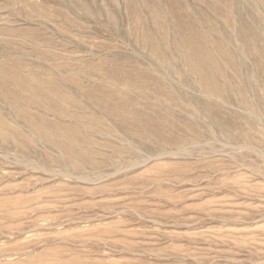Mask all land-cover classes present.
Here are the masks:
<instances>
[{
    "label": "rangeland",
    "instance_id": "374dc122",
    "mask_svg": "<svg viewBox=\"0 0 264 264\" xmlns=\"http://www.w3.org/2000/svg\"><path fill=\"white\" fill-rule=\"evenodd\" d=\"M180 34L211 46L222 95L187 68ZM111 93L158 104L172 141L103 112ZM7 94L82 116L95 166L66 164ZM0 114L31 149L0 146V264H264V0H0Z\"/></svg>",
    "mask_w": 264,
    "mask_h": 264
},
{
    "label": "bare ground",
    "instance_id": "6f19581e",
    "mask_svg": "<svg viewBox=\"0 0 264 264\" xmlns=\"http://www.w3.org/2000/svg\"><path fill=\"white\" fill-rule=\"evenodd\" d=\"M146 38L149 40H153L152 36H147ZM206 39L209 42L208 38H206ZM180 42H181L182 49L184 51L185 64L190 71H192L196 74V76L198 78L199 85L202 88H204L206 91L222 95L224 93V90H226V89H223V86L220 85L219 83H217V81H216L217 79L215 78L214 73L211 72V70L209 71L208 68L206 67L207 65H210L211 68H214L217 70V66H218L217 62H215V59H214L215 54L213 52H211L209 49L211 46H209L204 39H199V41H196L194 38L188 37L187 35H184V34H180ZM252 43H253V45H251L252 48L254 50H256L257 53L258 52L260 53L261 48L259 46V43L257 42V39L251 38V44ZM214 44L216 46V50H218L222 54L223 57H227V55H226L227 49L225 48V46L221 43H218V42H216ZM137 75H140V73ZM150 75L151 74H147V77L154 78L155 82L159 83V81L155 77H153L152 75L150 76ZM127 76H128V78H130L131 75H127ZM139 77H141V75ZM132 78H133V76H132ZM156 86H155V88H156ZM164 92H165L164 94H165L167 100L172 99L173 92L171 90H167V91L165 90ZM114 96H118V95L115 93H113V94L111 93L110 95L108 94V95L104 96V99L109 101L110 105L106 106L105 104L104 105L102 104L101 108H102L103 112H105L107 115H109L115 121H118V123H120V125H122L125 129L135 128V129H140V130H148L151 133H154V135L156 134L155 136L165 137L169 141H172L171 138H173V137L165 135L161 131L163 128L164 120H162L159 117V111L156 110L159 108L158 104L153 103L156 105H151V106L142 108L139 105L140 103L138 104V102H135L137 104H128L126 107L125 106V104L127 103L126 97H120V100L118 102H114L115 101ZM139 96H140V94H139ZM93 97L96 98V100H98L97 96L93 95ZM124 98H126V99H124ZM223 98H225V97H223ZM5 99L11 105L12 104L15 105L14 108L17 111L16 112L17 116L23 118L24 122L28 125V127H30V129L32 131H36V133H38L41 137H43L49 143V145L61 150L62 154L64 155V156L63 155L62 156L64 157V161L66 162V164L68 163L69 166H72L76 169H81L84 166H89V164L94 165V161L91 158H89L90 153L88 154L86 152V150H84V148L77 146L79 143H81V141L88 139L87 136H84L85 134H81V132L78 131L74 127L78 124H81L82 116L73 115V117L71 119L72 123L62 124L61 122H58L56 120L48 119L47 117H44V115H41V114L35 115V114H32V113L25 111L19 105L17 100L13 97H10V95H8V94H7ZM123 101H126V102H123ZM42 103L48 104L49 100L43 98ZM160 105H163V104L161 103ZM85 117H86V119H82V120L85 123V126L89 127V128H92L95 124H100V123L102 124L104 122V120L103 121L95 120L93 118V116L90 118L86 115ZM172 124H173V122H172ZM177 128H179V127H177ZM9 129H11V124L7 121V119L5 118L4 115L0 114V146L4 147L6 149H11V148L14 149L15 148L18 151L22 152V154L20 153V155L22 157L29 156L30 152H31V149L29 147L30 144L28 145V147H25L23 145H19L20 143L18 144L14 139L16 137L15 135H17V131L15 129H11V130H9ZM195 130H196V128H195ZM138 132H139V130H138ZM88 136H89V134H88ZM43 152H44V150H43ZM1 154L7 160H8V158H10V156L6 153H1ZM86 154H88V156H86ZM45 155H46V156H44L46 158L45 160L48 161V163L52 162V159H51L52 157L49 154H45ZM37 156H35V157H37ZM60 161L61 160H59L58 162H60ZM50 164H52V163H50ZM54 166L56 167V165H54ZM70 170H71V168H70ZM61 173H63L65 176L75 177L71 172H61ZM78 177L82 178L81 176H78ZM97 180H96V182L100 181V180H98V181Z\"/></svg>",
    "mask_w": 264,
    "mask_h": 264
}]
</instances>
